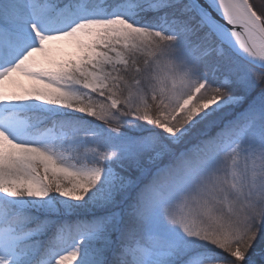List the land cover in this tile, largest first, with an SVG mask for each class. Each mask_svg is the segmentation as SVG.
I'll return each mask as SVG.
<instances>
[{"label":"snow or ice","instance_id":"snow-or-ice-1","mask_svg":"<svg viewBox=\"0 0 264 264\" xmlns=\"http://www.w3.org/2000/svg\"><path fill=\"white\" fill-rule=\"evenodd\" d=\"M0 264H264V3L0 0Z\"/></svg>","mask_w":264,"mask_h":264},{"label":"trees","instance_id":"trees-1","mask_svg":"<svg viewBox=\"0 0 264 264\" xmlns=\"http://www.w3.org/2000/svg\"><path fill=\"white\" fill-rule=\"evenodd\" d=\"M254 3H256L257 5H259L260 3H264V0H254Z\"/></svg>","mask_w":264,"mask_h":264}]
</instances>
